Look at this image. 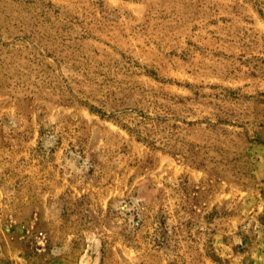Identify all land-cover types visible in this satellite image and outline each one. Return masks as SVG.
Segmentation results:
<instances>
[{
    "label": "rangeland",
    "instance_id": "1",
    "mask_svg": "<svg viewBox=\"0 0 264 264\" xmlns=\"http://www.w3.org/2000/svg\"><path fill=\"white\" fill-rule=\"evenodd\" d=\"M0 264H264V0H0Z\"/></svg>",
    "mask_w": 264,
    "mask_h": 264
}]
</instances>
